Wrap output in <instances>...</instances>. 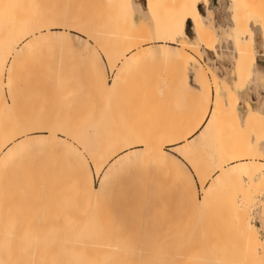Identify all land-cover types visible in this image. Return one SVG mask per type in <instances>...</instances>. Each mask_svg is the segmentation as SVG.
<instances>
[{"label":"rangeland","instance_id":"374dc122","mask_svg":"<svg viewBox=\"0 0 264 264\" xmlns=\"http://www.w3.org/2000/svg\"><path fill=\"white\" fill-rule=\"evenodd\" d=\"M101 1L0 0V146L13 134L37 126L56 132L60 146V150L48 148L47 134H27L16 141L19 146L13 148L0 174V198L3 200L0 199V226L19 227L31 223V226L41 227L45 242L48 236L51 241L47 242L52 243L56 233L50 229L59 227L56 230L61 235L71 220L76 240L99 239L96 243L105 244L96 246L107 248L101 251L97 250L98 247L95 249V245L94 250L89 244H73L71 252L68 237L64 238V234L67 235L65 230L62 238L58 235L61 240L55 238L56 241H53L63 251L54 244L56 249L46 246L56 252L52 257L57 264H122L124 261L127 263L123 264H128V260L123 259L138 251L166 257L183 250V247L191 251L194 245L200 251L203 245L212 242H230L232 258L241 260V239L234 232V227L230 230V223L234 224L235 217L230 219L240 209L242 215L246 212L247 220L251 221L258 235V243L261 242L262 248L259 245L256 247V255L260 258L261 254L264 255V207L261 202L264 178L259 180L255 177L254 184L248 187L243 178L222 179L217 176L213 181L210 180L214 175L215 164L221 159L220 154L224 156L227 151L223 152V148L228 149L234 136L232 130L225 129L226 125L224 131H231L232 134L220 129L230 119H224L225 116L221 115L222 118L215 120L213 127L208 128L211 130L209 133L205 129L201 136L197 135L191 141L185 140L186 133L194 127L203 112V85H197L192 80L195 67L199 64L209 68L229 85L235 78L232 72L234 54L228 44L231 41L232 45L229 35L231 15V25L221 29L220 15L208 13L203 8L198 10L199 14L196 5L206 0H196L195 15L182 19V26L186 20H191L193 24L194 18L199 19L201 15L209 26L215 27L216 37L211 55L201 47L198 48L199 54L193 49L188 51L189 55H185L188 59L184 55H177V47L169 49L160 42L174 34L176 26H162L155 35V42L158 43L153 42L151 32L150 41L131 53L134 58L128 67L118 65L111 69L105 59L114 43L111 40L123 38L120 43L117 42L120 46L114 44L116 51H123L137 41L130 38L134 42L128 43L126 37H129V31L134 30L129 21L132 20L135 25L148 21L147 8L144 0H124L120 9L124 11L116 9L118 15L122 17L123 14L122 18H118L114 6L110 7L115 14L109 12L107 5L109 10L107 8L106 14H103L105 9L99 11L104 5L102 3L106 2ZM162 1V6L169 2ZM156 6L155 16H159L156 12L161 9ZM103 7L106 8L105 5ZM230 8L229 4V14ZM42 11L48 12L47 22L57 28L48 32L37 30V17L39 20ZM69 28H82L96 35L101 50L94 49L89 42L88 48H85L84 36L69 32ZM105 33L112 34V39L111 35L105 37ZM185 34L190 40L194 38L189 24L185 27ZM28 35L29 38L23 41V37ZM68 38L75 39L72 40L74 46L71 48L62 46L61 41ZM141 49L149 50L150 58H141V55L137 58L135 52L136 55L143 52ZM166 49L174 56L163 62L158 56ZM255 49V60L250 66L251 75L237 94L239 120L246 112L245 102L253 110H261L264 103V61L260 59L264 57ZM120 51L117 54H121ZM112 78L117 87L109 91L107 84L112 83ZM209 80L207 75L206 86L214 99V84ZM218 94L222 109L229 110L225 109L229 108V98L225 100L228 97L226 93L219 90ZM196 98L201 101L202 107H199ZM251 101L254 103L251 104ZM224 120H227L226 123ZM214 123H218L219 127ZM231 126L229 128L234 129ZM251 129H241L249 131L248 134L244 133L243 140L248 142V149H255L249 150L250 153L258 152L261 159L256 166L263 168L264 126L262 124L256 126V130ZM242 131L237 133L242 134ZM240 134L238 137L243 135ZM216 135L220 138L216 139ZM221 135L224 137L221 138ZM214 139L220 140L219 144ZM237 139L242 141L239 140L242 138ZM125 140L141 141L143 146L127 150L106 162L107 155ZM16 142L10 143L8 149L16 146ZM177 142L181 146H169ZM253 143L257 145L251 147ZM218 151L220 154H217ZM168 161L175 162L181 168L179 176H173L164 169L163 163ZM109 166L113 169L103 178L102 169ZM80 167L84 168L85 179L93 186L103 181L100 192L95 194L86 185L81 187L77 184ZM238 187L247 192L246 198L243 197L244 192L242 196L239 194L242 190ZM204 195L206 198L201 206L192 200L193 197L201 199ZM232 197H235L234 200ZM13 202V208H10ZM61 228L62 232L59 231ZM111 248L115 251H108ZM116 249L125 251L122 252L124 255L121 252L118 255Z\"/></svg>","mask_w":264,"mask_h":264},{"label":"bare ground","instance_id":"6f19581e","mask_svg":"<svg viewBox=\"0 0 264 264\" xmlns=\"http://www.w3.org/2000/svg\"><path fill=\"white\" fill-rule=\"evenodd\" d=\"M84 1H86V0H83V2ZM104 1H106V2H104ZM104 1L102 0L101 3L104 2L102 4H104L106 8H104L103 7L104 5H102L101 10H99V11H102L103 9H105V10H103V12L105 11V13H103V14H106V10L108 8L107 6H109V8H110V10L108 8L109 12L110 11L113 12L111 10L112 6H114L113 10L115 11L116 14H117V11H116L117 8H119L118 11H124V10H120L122 8V4H123L124 0H104ZM144 1H145V5L147 8L146 15L148 16L147 17L148 21L137 22V25L133 24L132 20L129 21L130 26H132V28H134V30L132 28H130V30L131 29L132 30L129 31L130 32L129 37H126V38L128 40V43H129V41H131V43L134 42V41L130 40V38H135V40H137V41H135L136 43L134 42L133 44L129 45L126 49L124 48L125 54H126L125 56L123 55L124 49H123V51H120V49H118L120 51V53L122 52L121 54H117V52H119V51L115 50L114 44L116 43V45L120 46L121 44H117V42L120 43L123 40V38H122V40H120L118 38L119 41H114V39L117 38L114 36V35H116L114 32L113 37H115V38L113 40H111V43H113V42L114 43H113V45H111V47L108 50L107 55L105 57L106 62L110 65L111 69L115 68L118 65H120L122 68L128 67L131 64L132 59L134 58L133 55H131V53L133 51H135V49L140 47L141 44H144V43H147L150 41L151 32L153 33V39H154L153 42H155V40H156L155 35H157V32L161 29L162 26H166L168 28H174V26H176V23L178 20H181L187 16H194L195 15V1L196 0H168L169 2H167V0H166L168 5L166 2H164V3H166V5H163V6L161 5V4H163L162 0H161L162 3L160 0H158V1L157 0H144ZM217 1H216V4H213L212 2L211 3L216 7ZM226 1L229 2L230 7H231L230 8V15L232 18V25H231L230 30H229V35L232 38V47H233L234 53L236 54V56L234 58V68L232 71L233 75L235 76V81L232 83L231 86L224 83L223 81H218L215 74L212 71H210L208 68H204L201 65H197V67L193 71V75H194V80H195L196 84L197 85L200 84L201 86L203 85V88L201 87L202 88L201 91H203L202 92L203 93V103H202L203 107L200 103L201 101L197 98L196 99H197V102L199 101L198 103H200L199 107L203 108V112H202L200 118L198 119V121L196 122V124L194 125V127L192 129H189V131L186 133L185 138L190 137L194 132H196L200 128V126H202V128L200 129L199 132L197 131L199 136H201V134L203 133V131L205 129H207L205 131H207L209 133V131H211L209 129L213 125V122H215V120L218 121V119L222 118L223 116L226 117V118L224 117V119H227V120L230 119V122L228 121L227 123H226L227 120H224L225 121L224 123H226V124H224V126L221 125L220 129L222 131H224L225 129H228V130H232V132H233V134H232L231 131L229 132L228 130H226L227 132H229V134L231 133L234 136L231 135L232 139L230 141L231 143H230V146L228 147V149L225 147L226 145H224L225 149L223 148V150H224L223 152H225V150H227L228 152H230V151L231 152L229 154L227 151L225 152L224 156H226V158L223 156V154H220L219 151L217 152V154L219 153L220 156L221 155L222 156L220 157L221 158L220 161H218L215 164V170L213 173L214 175H212L210 177V180L213 181L217 176H219L218 178H222V179L223 178H230V177H232L234 179L235 177H237V178H240V180H241L243 178L246 181V183L248 184V185H246L248 187L249 185H252L255 177H256V179H259V180L264 178V167L259 168L256 166V164H260V162L258 160H260L261 158L259 157L258 152L254 153L255 149L251 148L254 151L251 152L253 154L250 153L251 149H248V147H249L248 142L243 140L244 139L243 136L246 133L248 134L249 131L245 132L242 130L243 129L247 130L249 128H252L251 130H254L256 126H258V125L261 126L262 124L264 126V123H263L264 122V105L262 106L261 110L254 111L250 108V106L247 103H245L246 112H245L243 118L241 120H239L238 115H237V111H236V102H237L236 93L238 91L242 90L244 87L245 79H246L248 73L250 72V66H251V63L254 59L255 50H256L255 48H257L260 51L261 55L264 57V0H226ZM89 3H90V1H89ZM156 5L160 6V7H157ZM0 6H1V4H0ZM2 6H5V4H3ZM155 6L157 9H159V8L161 9V11L159 10L160 12H156V14L159 13V16H157V15L155 16ZM161 6L164 9H162ZM165 6H167V10L165 9L166 8ZM244 7H245V9H244ZM3 8L4 7H2V9ZM157 9H156V11H157ZM108 10H107V12H108ZM162 11H165V12H162ZM125 12H127V10ZM120 14H122V12ZM124 14H126V13H124ZM39 15H41V16H40L39 20H38L39 16L37 17V22L39 23V24L37 23L38 24L37 25L38 31L40 30V31L48 32L51 29L57 28L53 24L47 22L48 12L46 14V13H43V11H42V13L41 14L39 13ZM104 16H106V15H104ZM118 16H117L118 18L121 17V15H118ZM161 16H163V18ZM122 17H123V14H122ZM156 17L157 18L159 17V19H156ZM106 18L107 17H104V19H106ZM118 18H117V20H118ZM149 18H150V21H149ZM160 19H162V20H160ZM124 20H125V18H124ZM193 27H194L193 30L195 33V37H196V43L194 42V40H193V43H191V42L189 43V42H186L184 40L179 41L178 45H177L178 46L177 55H179V56L184 55L183 57H187L185 55H189V54H187V52L190 51L191 49H193L196 53H198L197 52V44H199V43L205 47H211L213 45L215 38H214V32L210 27L204 25L198 18H194ZM68 30H69V32H74L76 34L84 36L85 48L86 47L88 48L87 42H89V43H92V45L94 46V49L96 48L98 50H101L100 41L98 40L97 37H95L96 35H93L91 32H86L82 28H77V29L76 28H69ZM109 33H111V32H109ZM110 35H111V37H110ZM110 35L109 34L106 35V33H105V37L108 36V37H110V39H112V34H110ZM30 37H31V35H30ZM23 38H24L23 41H25L29 38V35L24 36ZM126 38H124V39H126ZM63 39H64V37H63ZM72 40L75 41V39H69V38L62 40L61 41L62 46L67 47V48L73 47L74 44H73ZM49 43H51V42H49ZM107 48H108V46H107ZM141 50L143 52L137 53V55L135 52V56L137 58H138V55H139V58H140V55L142 56L141 58H145V57L150 58L149 50H144V49H141ZM102 52H103V50H102ZM173 56L174 55L172 53H170L168 51V49H166L158 57L163 59V62H164V60L171 58ZM196 56L198 57L199 55H196ZM188 58L189 57H187L186 59H188ZM207 75L209 76V79H210L209 81H212V83L214 84V87H213L214 90L212 89L215 92V95H214L215 97L213 96L214 99L211 98L212 96H210L209 88L206 86ZM259 79H261V78H259ZM263 79H264V75H263ZM218 86H219V88H218ZM116 87H117V83H116L115 79L112 78V83H110V84L108 83L107 88H108V90L109 89L114 90V89H116ZM218 89L224 91L226 93V95L228 96V97H225V100L227 98H229V99H227V102H228L227 105L228 106L226 105L229 108H225V109H229L227 111L222 109V102L220 101ZM206 112H209L207 117L205 116ZM226 112H228V113H226ZM223 113H224V115H223ZM191 114H192V112H191ZM221 115H222V117H221ZM220 122H221V119H220ZM222 123H220V124H222ZM215 124L216 123H214V125ZM228 124H229V126H230V124H232L231 127L234 129L229 128V126L227 128ZM225 125H226V127H225ZM218 127H219V124H218ZM224 127H225V129H224ZM257 128H259V127H257ZM211 129H213V128H211ZM221 130H220V132H221ZM226 131H224V132H226ZM240 131H242L243 135L239 133L242 136L238 137L239 134L237 132H240ZM224 132H221V133L224 134ZM212 133H214V130ZM217 133L220 134L219 132H217ZM236 133L238 134V136ZM27 134H47L48 135L47 147L48 148L50 147L51 150L53 148L55 150H57L59 148L58 150H60V146L58 145V141H57L58 134L56 132L46 128V127L37 126V127H34L30 130H26V131H23L20 133L13 134L10 138H8L4 142V144L2 143L3 145L0 146V174H1V172H3L2 168L5 165V162L7 161L8 157L11 155L12 151L15 148L17 149V147L19 146L17 143L18 142L17 140H19V138L24 137ZM216 136L218 137V135H216ZM216 136H215V138H216ZM228 136L231 137L230 135H228ZM223 137H224V135H223ZM223 137L221 135V138H223ZM226 137H227V135H226ZM219 138L220 137H218L216 139H219ZM237 138H242V139H239L242 141H238ZM245 138L247 139V137H245ZM228 139H230V138H228ZM129 141L130 140H125V142L122 143V145H120L117 149L110 152L106 157V162H109L110 160H112L113 158L118 156V154L126 152L127 150H130V149L135 148V147L143 146V142H141V141H135V142L133 140H132L133 142L132 141L129 142ZM216 141L218 142L220 140H215V142ZM12 142H16V146H14V147L10 146L12 148L10 150V147L8 149V146ZM251 143H252V141H251ZM218 144H219V142H218ZM13 145H15V144H13ZM217 145H216V147H217ZM256 145H257L256 143L255 144L253 143V145H251V147H253V146L255 147ZM226 153L228 154V156ZM161 154H165V153L161 152ZM252 164H254L253 167L251 166ZM163 167H164V169L167 170L168 173H170L173 176H179L180 175L181 168L173 161L172 162L168 161L167 163H163ZM83 169H84L83 167H80L78 169L77 184L81 187L86 185L88 187L89 191L94 192L95 194L100 192V190L102 188V182L103 181H101V183L98 184L96 187L93 186V184L89 180L87 181L85 179L86 176L83 173ZM112 169H113L112 166L104 167L102 169L103 176H104L103 178L108 176ZM24 174H26V173H24ZM212 184H213V182H212ZM247 187L245 188L246 191H248ZM250 187H252V186H250ZM253 187H255V186L253 185ZM239 189L242 190V188H239ZM240 190H238V191H240ZM238 191H237V193H238ZM243 192L244 191L242 190V192H240L239 194H241ZM246 193L243 194V197H245V198L248 196ZM233 196H235V195H233ZM241 196H242V194H241ZM205 198H206V195H204L201 199H198V198L196 199L193 197L192 200L194 201V203H197L198 205L201 206L203 204ZM232 198L234 200L235 197H232ZM261 202H263V204H264V194H263V199ZM12 204H14V202L11 203L10 208H13ZM263 204H262V207H264ZM1 205L3 206V204H1ZM233 205H234V207L236 206L235 204H233ZM3 207H5V206H3ZM2 208H1V210H3ZM6 209L7 208H5L4 210H6ZM21 210L22 209H20V211ZM238 210L239 211L236 210V213H234L235 215L231 217L232 219H230V220H233V218L235 217L234 224L232 225V223H230V225H231L230 227H232V228L231 229L229 228V229L232 230L234 227L236 229V231H234V232L237 233V237L241 239L240 242H242L241 245H242V249H243V256H242L243 258L241 260H236V259L232 258V255L230 253V250H231L230 249L231 248L230 242L217 243V244L213 243V242L207 243L201 247L200 251L197 250L196 245L191 247V251L189 249L185 250V247H183V250H181L179 252L177 251V253H175V254H168L166 257H161L160 254L149 255L145 252H140V251L136 252L135 254L132 252L135 256H133V254L131 253L132 256L130 255V257H125L123 260H128V264H264V255L261 254L262 259H261V257L259 258L256 255V247L258 245H259L258 247H260V244H261V242L258 243V238H257L258 235H256L255 230L250 223L251 221L249 222V220H247V216L245 215L246 212H244L242 215V212H240V209H238ZM14 214H15V212H14ZM4 217H6V216H4ZM11 217H13V219L15 221L14 215L12 216V214H11ZM11 217H9L10 220H11ZM230 222H232V221H230ZM50 226L52 227L51 224H50ZM6 229H8L9 231L7 232ZM56 229H60V228L57 227ZM56 229H55V227H54V229H53V227H52V229H50V231L55 230L54 233H56L57 236L56 235L53 237L51 236L53 238L52 243L47 242L48 240L51 239V238L48 239V236H47V238H46V242L48 244L47 245L45 240L43 239L44 235L42 233L41 227L31 226V223H30V225H27V226L23 225V226H19V227L17 225H16V227L10 226L7 228L5 226H0V264H57V263H55V258L52 257L53 254L56 252L51 250L52 248L49 249V247H48V249H47L46 246L50 245L51 247H53V249H56L54 247L55 246L58 247V246L55 245L53 243V241H56L55 238L59 239V237H61V235L66 232L65 230H67V235L64 234L65 235L64 238H66V236L68 237L67 239H68L69 250H71L70 248H71V245L73 246V244H79V246H80V244L81 245H88L89 244L90 248H91V246L93 247V245H95L94 246V247H96L95 249H97L98 246L105 244V243H96L99 239H97L96 241H94V240H89V241L76 240L75 238H77V236H75L73 233L74 229L71 225V220H70V222L69 221L67 222L66 228H63V229H65L64 232H62V228H61V230H59L60 232H62L61 235L59 233L57 234L58 231ZM58 235H60V236L58 237ZM59 240H61V239H59ZM59 240H57V241H59ZM64 240H66V239H64ZM51 244L52 245L54 244L55 246L54 245L52 246ZM96 245H98V246H96ZM59 247L57 249H59ZM94 247H93V249H94ZM98 248L99 249H97V250L102 251V249L105 247H103V248L98 247ZM260 248H262V245ZM105 249H107V248H105ZM97 250H96V252H97ZM111 250L115 251L114 248L113 249L111 248L108 251H111ZM60 251H63V249ZM260 251L262 252V249H260ZM71 252H72V250H71ZM89 252H90V250H89ZM116 252L119 255L121 250L116 249ZM122 252H125V251H122ZM122 252H121V254L124 255V253H122ZM104 253H105V251H104ZM259 254H258V256H260ZM108 256L111 257L110 254ZM54 257H56V254L54 255ZM87 257H88V255H87ZM103 258H104V255H103ZM129 258H131V260ZM104 260H106V258ZM114 261H116V260H114ZM130 261H131V263H129ZM116 262L119 263V261H116ZM125 263H127V261ZM59 264H61V263H59Z\"/></svg>","mask_w":264,"mask_h":264},{"label":"crops","instance_id":"0c3cea01","mask_svg":"<svg viewBox=\"0 0 264 264\" xmlns=\"http://www.w3.org/2000/svg\"><path fill=\"white\" fill-rule=\"evenodd\" d=\"M210 4H212L211 3V1L210 0H206L205 2H200V3H198L197 5H196V10H197V12L199 13V9H201V8H203V9H205L206 10V12H213V13H215L216 15L218 14V15H220V21H221V25L219 26V28H228L230 25H231V18H230V14H229V12H228V8H229V2H227L226 0H218L217 1V6L215 7L213 4H212V7L210 6ZM204 6V7H203ZM200 14V13H199ZM227 18V19H226ZM200 21L204 24V25H206V26H209V24H207L204 20H203V17L200 15ZM223 19V20H222ZM187 24H189V26H190V30H191V32H192V34H193V36H194V38L192 39V40H190V39H188V37L186 36V34H185V27H186V25ZM210 28H212L211 26H209ZM215 28V27H214ZM214 28H212L213 29V32H214ZM194 27H193V24H192V22H191V20H186L185 22H184V24H183V26H182V28H181V31L183 32V35L182 36H178L177 34H176V32L174 33V34H172V35H170L169 37H167V38H165L164 40H162V41H160V42H162V43H164L165 44V46L167 47V48H169V49H175V47H177V49H178V42L179 41H181V40H184V41H186V42H191V43H193V40H194V42L196 43V37H195V33H194ZM216 36H215V33H214V38H215ZM154 43H158V42H154ZM230 46V50L233 52V54H234V57H233V63H232V65H233V68H234V58H235V56H236V54L234 53V51H233V49H232V45H231V41L228 43ZM199 47H201V48H203L204 50H206L207 51V53L208 54H210L211 55V48L213 47V45L211 46V47H205V46H203V45H201L200 43L199 44H197V52H199L198 51V48ZM199 54V53H198ZM260 58V57H259ZM260 59H263V61H264V58H260ZM254 60H255V55H254V59H253V61H252V64H253V62H254ZM199 65V64H198ZM251 67H252V65H251ZM196 68V67H195ZM209 69V68H208ZM210 70V69H209ZM193 74V73H192ZM215 74V73H214ZM250 75H251V72H250V74L247 76V78H246V80H245V83H246V81L248 80V78L250 77ZM216 76V75H215ZM216 78H217V80L218 81H223L222 79H219L217 76H216ZM192 80L194 81V78H192ZM235 81V78H234V80L232 81V83ZM224 83H226L225 81H223ZM195 84V83H194ZM226 84H228V83H226ZM229 85V84H228ZM231 86V85H230ZM244 86H245V84H244ZM244 88V87H243ZM220 89H218V91H219ZM242 90H240V91H238L237 93H236V96H237V94L239 93V92H241ZM245 103H247V102H245ZM251 104H253L254 102L253 101H251L250 102ZM248 104V103H247ZM249 105V104H248ZM263 105H264V103H263ZM262 105V106H263ZM250 106V105H249ZM251 108V107H250ZM252 109V108H251ZM253 110V109H252ZM254 111H256V110H254ZM257 111H259V110H257ZM202 128V126H200V128L197 130L198 132L200 131V129ZM194 132L190 137H188V138H186L185 140H187V141H191L193 138H196L197 137V135H198V132ZM181 142V141H180ZM169 146H171V148H177V147H179V146H181V144H179L178 142H177V144L176 143H173V144H169Z\"/></svg>","mask_w":264,"mask_h":264},{"label":"snow or ice","instance_id":"6c2138e0","mask_svg":"<svg viewBox=\"0 0 264 264\" xmlns=\"http://www.w3.org/2000/svg\"><path fill=\"white\" fill-rule=\"evenodd\" d=\"M181 26H182V19L178 20L177 23H176V34L178 36H182L183 35V32L181 31Z\"/></svg>","mask_w":264,"mask_h":264},{"label":"water","instance_id":"95a60500","mask_svg":"<svg viewBox=\"0 0 264 264\" xmlns=\"http://www.w3.org/2000/svg\"><path fill=\"white\" fill-rule=\"evenodd\" d=\"M216 1H217V0H211V2H212L213 4H216Z\"/></svg>","mask_w":264,"mask_h":264}]
</instances>
